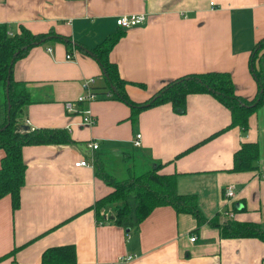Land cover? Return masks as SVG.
I'll return each mask as SVG.
<instances>
[{"label": "crops", "instance_id": "obj_1", "mask_svg": "<svg viewBox=\"0 0 264 264\" xmlns=\"http://www.w3.org/2000/svg\"><path fill=\"white\" fill-rule=\"evenodd\" d=\"M135 12H144L145 22L124 28L109 52L128 81L131 99L143 101L175 77L207 70L228 71L238 94L254 96L248 56L264 37V0H0V22L11 31L20 24L32 32L53 29L86 47L121 28L118 15ZM12 76L35 100L24 106L21 124L66 128L74 142L22 147L20 205L12 211L9 197L0 199V256L19 248L0 264H39L45 248L63 244L75 247L71 264H107L128 253L135 257L126 264H264V241L221 238L207 222L195 230V218L168 205L155 207L138 229L128 231L97 222L94 210L87 209L111 189L95 175L93 159L117 177L122 174L114 172L110 157L123 152L134 161L163 162L159 171L176 173L178 192L196 194L207 219L223 216L235 204L245 208L231 211L234 219L264 228V104L248 117L245 133L233 126L176 156L224 128L229 109L208 93H192L183 113L164 102L141 110L131 123L128 104L110 95L77 101L83 79L93 77L94 85H105V79L93 56L61 41L32 46L14 62ZM65 101L75 110L67 111ZM86 108L96 118L92 125L80 124L79 110ZM136 132L141 133L138 147L132 144ZM88 141H96L97 148H89ZM243 141L257 142V168L231 171L233 153ZM80 158L89 164L74 165ZM227 186L234 190L230 198ZM112 212L105 209L104 216Z\"/></svg>", "mask_w": 264, "mask_h": 264}, {"label": "trees", "instance_id": "obj_2", "mask_svg": "<svg viewBox=\"0 0 264 264\" xmlns=\"http://www.w3.org/2000/svg\"><path fill=\"white\" fill-rule=\"evenodd\" d=\"M124 28L110 32L92 47L84 46L71 36L63 35L50 29L46 32H32L24 25H18L15 31L5 22H0V199L8 196L10 208L15 211L20 205V189L24 183L26 163L22 157V147L30 144H64L73 143L66 128H23L22 111L25 105L35 101L30 97L29 88L23 81L14 80L12 67L14 62L24 56L37 44L48 40L64 42L69 47L78 48L93 56L101 68L105 85H93L92 92L96 97H110L128 104V118L135 123L138 113L146 108L169 102L176 113H183L186 108V97L192 93H208L215 97L230 111V122L219 131L192 144L176 156L196 147L218 133L237 126L242 133L248 129V117L256 108L264 104V37L258 39L250 49L248 68L256 83V92L247 98L236 92V86L228 71L207 70L190 72L175 77L162 84L143 101L131 99L125 85L128 83L118 72L115 62L109 58V52L116 41L124 34ZM43 39V41H42ZM143 85L142 83H138ZM259 157L257 142L243 141L233 153L231 171L254 170ZM147 169L142 170L133 160L128 167L129 175L116 178L106 171L103 162L93 159L95 175L111 187L87 207L93 209L97 222H110L130 229H138L140 223L158 206H171L176 213H189L196 220L195 230L207 222L218 228L221 238L254 237L264 241V228L257 222L239 221L228 215V209L216 213L207 219L202 213L196 194L180 193L177 190L176 173H162L161 161L145 162ZM130 170V172H129ZM113 205L112 214L105 215L108 204ZM245 206L233 205L231 211L243 210ZM104 211V212H102ZM221 215V218H220ZM19 246L11 248L4 256L14 255ZM76 261L73 244L47 247L41 254L39 264H71Z\"/></svg>", "mask_w": 264, "mask_h": 264}, {"label": "built area", "instance_id": "obj_3", "mask_svg": "<svg viewBox=\"0 0 264 264\" xmlns=\"http://www.w3.org/2000/svg\"><path fill=\"white\" fill-rule=\"evenodd\" d=\"M146 20V14L144 12H135L129 14H121L116 17V24L121 28H128L131 26L143 24ZM50 48H48L49 50ZM71 54H66L67 58H71ZM93 77H87L82 81L83 93L77 97V101H90L94 99L96 96L92 92L93 84ZM64 106L67 111H74L73 102L72 101H65ZM79 112L81 113V121L80 124L82 125H92L96 118L91 113L89 108L80 109ZM26 123H28V119H26ZM132 144L134 147H138L141 144V133L136 132L134 138L132 139ZM86 145L89 148L95 149L98 146L96 141H88ZM89 161L87 158H80L74 162V165H88ZM225 196L230 198L234 196V190L231 186H227L225 189ZM228 215L232 216L233 213L231 210L228 211ZM195 236L192 235L190 240H194ZM135 257L134 253H128L125 255L118 256L115 260L108 262L107 264H126L128 261L132 260Z\"/></svg>", "mask_w": 264, "mask_h": 264}, {"label": "rangeland", "instance_id": "obj_4", "mask_svg": "<svg viewBox=\"0 0 264 264\" xmlns=\"http://www.w3.org/2000/svg\"><path fill=\"white\" fill-rule=\"evenodd\" d=\"M129 152L131 153V155H133L136 152V150L130 148ZM110 160H111V165L110 166H112L114 168V172L116 174H122V175H116L117 176L116 178H124V177H127L129 175L128 167H131L132 163H133V158L131 156L127 157V155L125 153L118 152V153H115V154L113 153L111 155V157H110ZM135 163H136V165L140 166V169H142V170L147 169V165L142 160L135 159ZM132 169H133V167H131L130 170H132ZM136 169L137 170L133 169V171L136 172V173L140 172V171H138L137 167H136ZM130 170H129V172H130ZM113 205H115V204L114 203L113 204H108L106 206V210L107 209H111L112 210L113 209L112 208Z\"/></svg>", "mask_w": 264, "mask_h": 264}, {"label": "water", "instance_id": "obj_5", "mask_svg": "<svg viewBox=\"0 0 264 264\" xmlns=\"http://www.w3.org/2000/svg\"><path fill=\"white\" fill-rule=\"evenodd\" d=\"M42 41H43V39H42ZM28 126L27 125H24V127L23 128H27ZM129 230V228H126V231H128Z\"/></svg>", "mask_w": 264, "mask_h": 264}]
</instances>
